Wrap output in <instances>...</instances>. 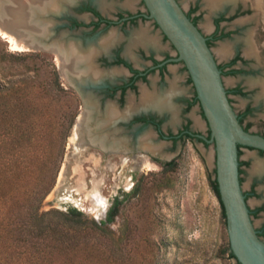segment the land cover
Instances as JSON below:
<instances>
[{
  "label": "rangeland",
  "instance_id": "374dc122",
  "mask_svg": "<svg viewBox=\"0 0 264 264\" xmlns=\"http://www.w3.org/2000/svg\"><path fill=\"white\" fill-rule=\"evenodd\" d=\"M109 1L120 5L130 1V7H143L142 0ZM182 2L187 9L189 0ZM112 9L115 8L108 11ZM203 12L200 26L205 33H210V9L204 7ZM234 27L233 36L213 44L218 62H225L241 47L239 38L244 35L242 32L252 26ZM224 44L231 46L228 54L222 52ZM248 61L249 72L225 74L223 79L227 88L245 84L247 94L231 93L232 103L236 112L253 105L254 111L247 121L251 130H264L260 90L246 84L248 78L252 84H261V81H253L260 75L257 69L259 61L251 57ZM59 64L58 57L51 52L14 49L11 42L0 34V88L34 82L49 86L55 94L56 129L48 139L58 156V168L51 189L39 205L40 211H64L72 205L80 209L87 220H99L105 216L117 194L135 192L125 202L108 233L99 231L90 223L69 228L54 214L48 216V221L84 239L83 248L95 249L92 256L100 263L115 260L117 264H240L230 254L226 218L212 186L215 179L214 146L208 150L201 148L202 152L191 142L183 148L179 146L174 152L178 153L174 159L177 165L168 171L148 152L103 151L85 145L86 141L79 146L77 142L81 134L85 137L83 127L79 123L76 125L77 119L83 115L80 97L68 86ZM178 67L181 87L189 92L192 85L187 81V70L184 65ZM195 111L198 127L206 128L197 107L193 108V113ZM242 150L241 158L250 162L245 166L244 189H249L256 179L258 181L259 195L248 199L249 205L255 208L264 204V177L259 176L264 171L254 172L253 166L256 161L264 163V154L255 149ZM98 195L103 198L102 203L97 199ZM253 219L255 225L260 226L264 222V211Z\"/></svg>",
  "mask_w": 264,
  "mask_h": 264
},
{
  "label": "flooded vegetation",
  "instance_id": "af4514ba",
  "mask_svg": "<svg viewBox=\"0 0 264 264\" xmlns=\"http://www.w3.org/2000/svg\"><path fill=\"white\" fill-rule=\"evenodd\" d=\"M177 1L207 37L211 48L218 40L233 36L234 26L251 24L252 27L243 31L244 35L239 38L241 47L225 62L216 60L224 76L249 72V57L255 58L259 61L260 75L253 81L264 82V0H225L214 9L209 6V0H189L187 9L182 0ZM130 5V1L120 5L109 0H33L30 4L31 16L36 22L34 35L46 39L49 46L39 50L51 52L58 60V52L64 54L61 58L66 69L63 71L60 64L59 69L68 86L79 94L85 145L111 152H148L162 164L173 161L178 156L174 152L187 142L200 151L201 148L208 150L214 142L209 141L210 127L185 63L175 60L178 57L175 46L156 20L149 17L144 0L141 1L143 7ZM111 7L115 9L108 11ZM204 7L211 12L210 33H205L200 26ZM247 37L254 43L257 55L246 52ZM180 64L187 70V81L192 85L189 92L181 87L180 68H177ZM247 81L248 87L259 88L260 101L264 105L262 84H252L249 78ZM237 88L240 91H234ZM226 89L231 103V93L247 94L244 83ZM144 93L157 100L155 106L143 101ZM194 107L200 112L206 128L198 127ZM253 111V105H248L237 112L239 120L246 130L264 136V130H251L247 121ZM243 148L264 154L260 149L240 147L242 187L245 166L250 165L248 160L241 158ZM259 176L264 177V172ZM257 183L256 179L249 189L243 187L247 202L251 196L259 195ZM249 207L254 222L253 216L264 211V204ZM255 227L264 240V222Z\"/></svg>",
  "mask_w": 264,
  "mask_h": 264
},
{
  "label": "trees",
  "instance_id": "16d2710c",
  "mask_svg": "<svg viewBox=\"0 0 264 264\" xmlns=\"http://www.w3.org/2000/svg\"><path fill=\"white\" fill-rule=\"evenodd\" d=\"M54 95L49 86L34 82L0 88V264H117L95 261V249L83 248L84 239L52 225L48 216L54 214L69 228L90 223L108 233L135 190L117 194L99 220H87L72 205L64 211H40L58 168L49 140L56 129ZM164 165L168 171L177 163ZM212 186L219 196L216 179ZM222 208L226 218L223 204Z\"/></svg>",
  "mask_w": 264,
  "mask_h": 264
},
{
  "label": "water",
  "instance_id": "95a60500",
  "mask_svg": "<svg viewBox=\"0 0 264 264\" xmlns=\"http://www.w3.org/2000/svg\"><path fill=\"white\" fill-rule=\"evenodd\" d=\"M33 0H0L16 14V35L34 40L32 50L48 49V43L34 35L36 22L31 16ZM150 15L175 46L191 76L214 142L215 176L226 214L228 241L240 264H264V240L251 217L240 179L239 146L264 151V136L248 131L241 124L230 101L222 71L207 37L191 20L177 0H144ZM24 12L19 17V10ZM8 13L12 16L13 13ZM18 20V21H17ZM79 121L76 123L78 125Z\"/></svg>",
  "mask_w": 264,
  "mask_h": 264
},
{
  "label": "bare ground",
  "instance_id": "6f19581e",
  "mask_svg": "<svg viewBox=\"0 0 264 264\" xmlns=\"http://www.w3.org/2000/svg\"><path fill=\"white\" fill-rule=\"evenodd\" d=\"M223 1L225 0H209V5L211 8H217ZM5 6V10L0 12V34L3 35V37H6L10 42H11V45L14 49H18V50H25V49H32L35 45L33 44L34 43V40H28L25 36H17L16 35V32L15 30H18L16 29V14L14 12V9L12 10H8V5L7 4H4ZM259 8H260V5L258 4L257 5ZM35 7V6H34ZM36 8V7H35ZM8 11L10 13H13V15L11 16ZM19 17H22L23 15V11L22 9H20L19 11ZM41 15V14H40ZM43 16V15H41ZM39 17V15H38ZM44 17H45V14H44ZM43 19V18H42ZM18 21V20H17ZM40 29V28H39ZM49 29V28H48ZM47 29V30H48ZM41 35V34H40ZM48 35V33H47ZM50 36V35H48ZM47 37V36H46ZM59 43V42H58ZM62 50V49H61ZM231 50V46L229 44H224L222 46V52L224 54H228L229 51ZM246 52L249 54V55H253V54H256V50H255V46H254V43L252 42L251 38H248L247 37V47H246ZM63 54V53H62ZM257 55V54H256ZM58 56H59V62H60V67L61 69H63V71H65L64 69L66 68H63V64H62V60L63 58H61V56H64L61 55L60 52H58ZM257 82V81H256ZM255 83V82H254ZM262 86H263V92H264V82L261 83ZM145 92V91H144ZM146 93H144V96H145ZM143 96V97H144ZM143 101L145 103H147L148 105L150 106H155L156 103H157V100L156 99H153V97L151 98V95H149V93L145 96V99H143ZM159 103V102H158ZM160 105V103H159ZM157 107V106H156ZM129 111V110H128ZM79 125L81 127H83L84 125V117H79ZM108 134V133H107ZM112 139V138H111ZM110 141V140H109ZM77 142V140H76ZM85 142V137L81 134V138L78 140L77 144L79 146H81L83 143ZM115 142V141H114ZM97 143V142H96ZM95 144V143H94ZM155 150V149H153ZM253 171L254 172H263L264 171V163L263 162H260V161H256L254 163V166H253ZM97 199L102 203L103 202V198L101 196L98 195Z\"/></svg>",
  "mask_w": 264,
  "mask_h": 264
}]
</instances>
